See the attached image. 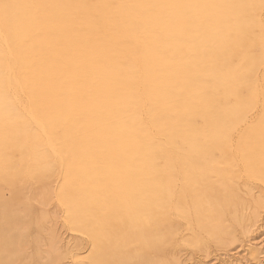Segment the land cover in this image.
Masks as SVG:
<instances>
[{"label":"bare ground","instance_id":"1","mask_svg":"<svg viewBox=\"0 0 264 264\" xmlns=\"http://www.w3.org/2000/svg\"><path fill=\"white\" fill-rule=\"evenodd\" d=\"M263 205L264 0H0V264H264Z\"/></svg>","mask_w":264,"mask_h":264},{"label":"rangeland","instance_id":"2","mask_svg":"<svg viewBox=\"0 0 264 264\" xmlns=\"http://www.w3.org/2000/svg\"><path fill=\"white\" fill-rule=\"evenodd\" d=\"M201 121L202 120L199 118L198 122L201 123ZM215 156L219 157V153L215 152ZM238 182L240 183L242 188H246V186L252 187L254 197H258L259 195L262 194L263 187L260 181L246 177H239ZM50 209L52 214L56 217V221H54V224L58 232L61 233L62 237H64L66 240L71 239L70 243H71V247H73L74 240L73 237L71 238L70 236V234L72 233L66 228L65 225H63V219L61 218V213L59 209H57L55 206L51 207ZM249 210L250 209H248V211ZM259 210H260V219L258 222V228L256 226V229H254L253 234L259 235L262 233L264 236V205ZM191 233L192 232L191 231L189 232L188 228L183 227L182 234H184L186 237H190ZM248 238H249L248 235L242 234L241 232L238 231L234 234L233 237L225 236L214 240H209L208 238L201 237V241L199 242L200 243L199 248L190 249L186 246L179 245V247L175 249V252L178 253V255L180 256L182 260V264H204L207 260L210 259L212 264L215 263L225 264L224 263L225 260H223V257L228 256V253L234 256H236V254L238 253L237 255L239 256L245 255L249 259H251L252 257L251 254L247 251H244L242 247L245 242L247 243ZM89 249L90 246L86 245L81 253L84 255L89 251ZM225 252H227V255ZM65 263L72 264V262L69 259H65L64 264Z\"/></svg>","mask_w":264,"mask_h":264}]
</instances>
